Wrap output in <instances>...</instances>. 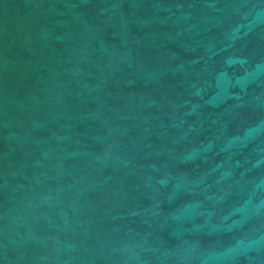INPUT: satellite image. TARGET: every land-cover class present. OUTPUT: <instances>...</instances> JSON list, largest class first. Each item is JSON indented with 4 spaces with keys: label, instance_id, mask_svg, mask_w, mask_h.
Instances as JSON below:
<instances>
[{
    "label": "water",
    "instance_id": "water-1",
    "mask_svg": "<svg viewBox=\"0 0 264 264\" xmlns=\"http://www.w3.org/2000/svg\"><path fill=\"white\" fill-rule=\"evenodd\" d=\"M0 264H264V0H0Z\"/></svg>",
    "mask_w": 264,
    "mask_h": 264
}]
</instances>
